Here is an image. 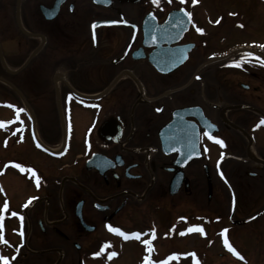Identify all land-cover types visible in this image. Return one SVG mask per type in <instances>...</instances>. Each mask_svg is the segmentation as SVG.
Listing matches in <instances>:
<instances>
[{"label": "flooded vegetation", "instance_id": "af4514ba", "mask_svg": "<svg viewBox=\"0 0 264 264\" xmlns=\"http://www.w3.org/2000/svg\"><path fill=\"white\" fill-rule=\"evenodd\" d=\"M228 1L0 0L9 264H107L120 240L146 264L195 218L264 244V19Z\"/></svg>", "mask_w": 264, "mask_h": 264}, {"label": "rangeland", "instance_id": "374dc122", "mask_svg": "<svg viewBox=\"0 0 264 264\" xmlns=\"http://www.w3.org/2000/svg\"><path fill=\"white\" fill-rule=\"evenodd\" d=\"M242 0H230L233 6H229L232 11H237L236 8ZM215 5V4H214ZM220 4L219 6H221ZM229 5V4H227ZM246 8L251 9V13L246 17L247 26L253 27L251 24H255L254 19H264V5L261 0H245ZM227 7V6H226ZM232 32L234 37H238L241 34V28H235ZM250 31V29H249ZM252 31V30H251ZM264 32V28H262ZM247 35V32H245ZM244 35V36H245ZM8 87L0 82V95H6V103H12L9 99ZM5 98L0 96V117L6 114V111L2 107ZM11 113L6 114L10 116ZM1 137L3 135H0ZM192 209L184 208L182 210V216L191 217L194 213ZM185 223V222H184ZM188 232L180 236H160L159 240L154 242V245L158 244L162 250L160 254H154L152 256L153 264H264V244L255 243L246 239H237L239 244H243L242 248L244 252L240 253V257L232 251H228L224 245L225 241L221 235V229L217 234L221 225H215L213 231L210 232L207 227L206 221L201 218H195L192 222L186 224ZM197 226L202 228L203 231L196 230ZM185 229V224L182 226ZM215 232V234L213 233ZM141 245V243H139ZM138 242L132 241H117L116 252L113 257L108 256L106 259L107 264H143L144 260V244L139 246ZM241 251V247L238 248ZM114 252V253H115ZM195 253L193 256L192 254Z\"/></svg>", "mask_w": 264, "mask_h": 264}, {"label": "snow or ice", "instance_id": "6c2138e0", "mask_svg": "<svg viewBox=\"0 0 264 264\" xmlns=\"http://www.w3.org/2000/svg\"><path fill=\"white\" fill-rule=\"evenodd\" d=\"M152 2L155 3V4H159L160 3V0H152ZM188 16L191 17V13H188ZM108 23H116V22L115 21H110ZM124 23H128V22L127 21H124ZM93 27L95 28V24L93 25ZM198 31L203 32V29H198ZM252 55H253L252 53H248L247 54L248 57H251ZM233 63H235L236 66H241L242 61H234ZM261 63H264V60H262ZM9 106L10 107H13V108H16L15 105H9ZM16 110H17V113L24 111V109H21V108H17ZM157 110L159 111V109H157ZM2 123L3 122H0V125H2ZM260 124H264V120H261L260 121ZM259 126L260 125L258 124L257 127H259ZM211 138L213 140H216V142L220 143L221 145L224 144V142L222 140H220L219 138H217V137H211ZM18 167H19V165H18ZM37 186H39V181L38 180H37ZM5 207H7L6 204H5ZM13 215H16V213H13ZM22 219L23 218L21 217V220ZM0 227H2V226H0ZM109 228H111V225H109ZM112 230L118 232L120 235L124 236L126 239L129 238V236H135L137 238L139 237V233H131V234H129V233H125V232L121 231L120 229H112ZM196 230L203 231V229L202 228H199L198 226H197V229ZM21 234H23V233L21 232ZM145 243L146 244H150V241H145ZM228 246H229V248H230L231 251L235 252V249L234 248H231V245H228ZM99 254L100 253H96V255H99ZM236 254L239 255V253H236ZM110 255L111 256H114V255H116V253H111ZM192 255L194 256L195 253H193ZM0 259H2L4 261V264H9V258L8 257H6V256H0ZM146 264H152V261L150 259L149 260H146Z\"/></svg>", "mask_w": 264, "mask_h": 264}, {"label": "water", "instance_id": "95a60500", "mask_svg": "<svg viewBox=\"0 0 264 264\" xmlns=\"http://www.w3.org/2000/svg\"><path fill=\"white\" fill-rule=\"evenodd\" d=\"M176 178L174 177L171 181V184H170V191L171 193H175L177 191V188H176Z\"/></svg>", "mask_w": 264, "mask_h": 264}]
</instances>
